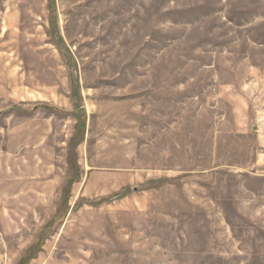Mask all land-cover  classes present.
Instances as JSON below:
<instances>
[{
  "label": "rangeland",
  "instance_id": "obj_1",
  "mask_svg": "<svg viewBox=\"0 0 264 264\" xmlns=\"http://www.w3.org/2000/svg\"><path fill=\"white\" fill-rule=\"evenodd\" d=\"M0 264H264V0H0Z\"/></svg>",
  "mask_w": 264,
  "mask_h": 264
}]
</instances>
